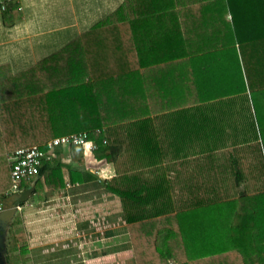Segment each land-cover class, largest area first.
<instances>
[{"label": "trees", "instance_id": "1", "mask_svg": "<svg viewBox=\"0 0 264 264\" xmlns=\"http://www.w3.org/2000/svg\"><path fill=\"white\" fill-rule=\"evenodd\" d=\"M32 70L0 100L2 202L5 150L87 132L95 159L117 167L107 188L136 264H264V0H123ZM200 140L228 151L180 155ZM62 153L41 170L56 187ZM21 224L7 264L24 262Z\"/></svg>", "mask_w": 264, "mask_h": 264}, {"label": "crops", "instance_id": "2", "mask_svg": "<svg viewBox=\"0 0 264 264\" xmlns=\"http://www.w3.org/2000/svg\"><path fill=\"white\" fill-rule=\"evenodd\" d=\"M122 1L6 0V10H0V82L32 69L35 64H31V59L25 68H18L17 61L37 52V47L45 53L50 48L54 50L51 53L59 51ZM1 133L10 131L0 129ZM193 143L195 153L189 145L180 155L219 156L228 151L204 142V148L214 147L213 152L201 153V140ZM61 150L65 166L59 186L56 187L52 168L48 167L27 183L21 198L15 201L18 210L12 222L22 223L26 246L23 264H136L120 197L107 188V183L117 176V167L98 162L93 153L84 150L85 155L76 160L71 155L77 151ZM13 151L5 150L4 154ZM71 171L86 172L95 179L73 183ZM170 174L174 177L175 170Z\"/></svg>", "mask_w": 264, "mask_h": 264}, {"label": "built area", "instance_id": "3", "mask_svg": "<svg viewBox=\"0 0 264 264\" xmlns=\"http://www.w3.org/2000/svg\"><path fill=\"white\" fill-rule=\"evenodd\" d=\"M7 8L6 0H0V10ZM102 135V131H99ZM106 144V141H104ZM79 147L89 153L98 149L96 142L90 139L87 132L57 137L49 141L44 147L30 146L17 149L8 155L10 166L11 187L5 193L6 198L19 195L25 190V184L40 176L45 163L51 162L58 149H72ZM0 200V213L2 212Z\"/></svg>", "mask_w": 264, "mask_h": 264}, {"label": "rangeland", "instance_id": "4", "mask_svg": "<svg viewBox=\"0 0 264 264\" xmlns=\"http://www.w3.org/2000/svg\"><path fill=\"white\" fill-rule=\"evenodd\" d=\"M120 6V5H119ZM118 6V7H119ZM117 7V8H118ZM117 8L113 9L109 14H107L106 16L110 15L111 13H113L115 10H117ZM105 16V17H106ZM99 18H102V17H99ZM38 51L37 52H31L29 53L28 57L25 58L24 60L22 61H17V63H20L17 67L18 68H25V66H27V64L29 63V59H31V64H37L39 63V60L42 59V57H45L46 55H51L54 50L52 48L48 49L47 52L45 53L44 51H42V49L40 50V46L37 47ZM26 68H29V67H26ZM31 74H35V71L32 70L31 72V69L26 72V73H22V74H19V75H15V76H10V79L11 80H6L4 82H0V100H4V99H8L10 98V100H16V97L17 95L19 96L20 94H22V92L25 91V87L23 86V83L30 78ZM4 80H5V77H4ZM13 97V98H11ZM9 100V101H10ZM17 100H20V99H17ZM22 104H26V103H22ZM24 105H22L24 107ZM27 105V104H26ZM26 118V117H25ZM204 145H202L201 147V150L200 152L201 153H204V152H210L209 150H207L208 148H204ZM81 150V151H80ZM84 149L82 148H79V147H73L72 148V152H76L75 154H72L71 155V158L74 160H76L77 158L81 157V156H84L85 155V152H83ZM85 151V150H84ZM7 158H8V155H6ZM69 160V158H67ZM73 160V161H74ZM80 160V159H79ZM9 164V162H8ZM10 175L8 172H6V176H5V179L2 183H4L5 186L9 185L10 186V183H11V180H10ZM21 247V244L20 246Z\"/></svg>", "mask_w": 264, "mask_h": 264}, {"label": "water", "instance_id": "5", "mask_svg": "<svg viewBox=\"0 0 264 264\" xmlns=\"http://www.w3.org/2000/svg\"><path fill=\"white\" fill-rule=\"evenodd\" d=\"M22 194L14 195L2 202V212L0 213V264H6L5 253H6V241L10 224L13 221L14 215L18 210L16 208L15 201L21 198Z\"/></svg>", "mask_w": 264, "mask_h": 264}]
</instances>
